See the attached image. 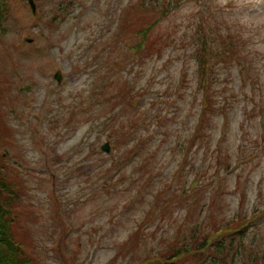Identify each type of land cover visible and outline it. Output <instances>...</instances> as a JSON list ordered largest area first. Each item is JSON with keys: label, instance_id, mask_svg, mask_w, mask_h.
Returning <instances> with one entry per match:
<instances>
[{"label": "rangeland", "instance_id": "obj_1", "mask_svg": "<svg viewBox=\"0 0 264 264\" xmlns=\"http://www.w3.org/2000/svg\"><path fill=\"white\" fill-rule=\"evenodd\" d=\"M4 1L0 177L32 264H169L224 223L264 248V0L188 2L146 37L137 0Z\"/></svg>", "mask_w": 264, "mask_h": 264}, {"label": "trees", "instance_id": "obj_2", "mask_svg": "<svg viewBox=\"0 0 264 264\" xmlns=\"http://www.w3.org/2000/svg\"><path fill=\"white\" fill-rule=\"evenodd\" d=\"M139 5L141 6L140 10H149L152 14H154V22L151 23L147 29L142 30L144 31L143 37H146V33L149 31L161 20L164 18H168L170 15L174 14L177 10L180 9L184 4L192 1H203V0H137ZM211 1V0H207ZM0 16L3 15L5 4L4 0L0 1ZM203 26L197 25V31L201 30ZM143 44V42H142ZM140 43V48L142 47ZM228 47H232L233 44L229 41L226 43ZM208 46V47H207ZM150 47H154V43L150 44ZM199 49L202 51L200 56H198L197 62L198 67L202 71V78L201 84L199 88L202 92L207 94L208 83L207 79L205 78L208 73H210L212 64H210L205 56L206 51H209V43L204 39L200 44ZM153 50L158 51L157 48H153ZM152 50V51H153ZM211 52V51H210ZM229 52L231 54H235L229 50L219 51L216 50L215 54L218 55V59L226 60L227 58L231 59L229 56ZM235 59L231 61V65L235 66L236 69H233V73L237 74L238 70H241L240 74L243 72L244 68L246 67V63L238 57H234ZM217 59V60H218ZM222 63H225L223 61ZM220 65L218 64L219 67ZM231 66V67H232ZM134 92V91H133ZM204 97H207V95ZM207 99V98H205ZM204 99V100H205ZM134 102H132L133 104ZM135 105V104H134ZM208 109L211 110L208 105H205L201 111L206 113ZM213 109L216 112L220 110L213 106ZM219 110V111H218ZM223 109V118L227 117L228 114L224 112ZM200 113V119L197 124V131L196 134L201 133L200 123L202 122L204 113ZM216 114V113H215ZM200 128V129H199ZM110 137V136H109ZM137 140V138L132 139ZM4 167L1 166L0 168V176L1 170ZM19 199V192L15 188L14 184H11L9 181H5L4 178L0 177V264H32V259L27 255L23 245L16 237V233L14 231V222L16 221L17 215L14 211V204ZM233 222L230 220V223ZM250 222V220H249ZM201 227L197 226L196 228L192 229L191 233L189 234V238H191V242L185 241L182 243L180 248L172 254L169 259L167 260L169 264H172V261L175 257H182L193 253L192 256L198 257L202 260H208V264H264V248H260L258 250L252 251L251 246L247 245L242 238L244 233L241 229H236V232L240 234L239 239L236 240V232L233 234L235 230L232 229L231 226L225 223L218 229L212 231V233L203 234L201 231ZM206 248H213L211 252V256L205 255L203 251ZM209 255V254H208ZM226 257H231L230 259ZM238 260V261H237Z\"/></svg>", "mask_w": 264, "mask_h": 264}, {"label": "water", "instance_id": "obj_3", "mask_svg": "<svg viewBox=\"0 0 264 264\" xmlns=\"http://www.w3.org/2000/svg\"><path fill=\"white\" fill-rule=\"evenodd\" d=\"M29 2H30V4H31L33 10H35V6H36V5H35L34 0H29ZM55 76H56V78H57L59 81H61V78H62V72H61L60 70L57 71L56 74H55ZM20 89H21L22 91H28V90L30 89V86H29V85L22 86V87H20ZM103 149H105L106 151H109V150H110V146H109V144H108V143L105 144V145L103 146Z\"/></svg>", "mask_w": 264, "mask_h": 264}]
</instances>
